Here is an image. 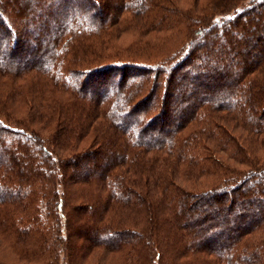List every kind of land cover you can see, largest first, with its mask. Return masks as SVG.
I'll return each mask as SVG.
<instances>
[{
    "label": "trees",
    "instance_id": "obj_1",
    "mask_svg": "<svg viewBox=\"0 0 264 264\" xmlns=\"http://www.w3.org/2000/svg\"><path fill=\"white\" fill-rule=\"evenodd\" d=\"M21 2L0 0V47L8 46L6 55L0 53V79L10 83L8 89L1 82L0 93L6 99L27 94L31 119L53 128L42 141L5 123L0 109V228L25 245L36 244L40 254L56 257L61 248L66 264L96 248L105 254L122 251L121 264H264V168L248 162L241 174L194 193L178 185L174 173L180 165L197 174L226 169L208 148H241L223 125L222 110L232 129L241 126L264 147V116L252 114L264 99V0L242 6L212 0L210 6L222 11L220 19L182 12L168 0H81L92 12L69 0ZM25 6L37 20L20 19ZM122 11L150 20L152 28L172 17L185 21L184 44L157 64L114 60L69 69L68 54L106 41V30ZM231 28L240 29L234 39L226 38ZM219 34L226 38L222 57L200 60L207 39ZM256 37L261 45H252ZM33 47L40 56L28 63L24 54ZM22 77L32 80L30 91L11 85ZM152 78L156 87L164 84L163 101L185 81L186 90L179 106L166 101L140 128L130 118L146 115L131 102ZM49 87L68 97L44 95ZM201 91L209 98H200ZM99 115L102 122L94 126ZM148 125L158 134L145 131ZM189 125L194 128L180 134ZM87 137L92 148L77 150L76 142ZM11 207L21 208L20 214ZM256 230L253 244H240Z\"/></svg>",
    "mask_w": 264,
    "mask_h": 264
},
{
    "label": "rangeland",
    "instance_id": "obj_2",
    "mask_svg": "<svg viewBox=\"0 0 264 264\" xmlns=\"http://www.w3.org/2000/svg\"><path fill=\"white\" fill-rule=\"evenodd\" d=\"M15 1L21 2V0ZM69 1L70 4L78 10L82 9L91 12L94 10L86 3L81 2V0ZM211 1L212 0H168L167 3L182 12L187 11L194 16H208V18H210L211 15H215V19H220L222 16L220 15V12L222 14V11H217L215 8H212V5L210 6ZM236 1L237 6H242L247 2V0ZM163 2L166 4V0H163ZM24 8L23 13L20 14V19L22 21L32 22L38 19L30 12V10H28V6H25ZM231 11L232 10L225 11V13ZM171 20L172 22L169 21L170 23L168 22V24L161 23V21H155V28L153 27V29L152 27H149L150 20H145L141 15H134L128 11H122L114 18L113 24L106 30V32H108V36H105L106 41L100 44L95 42L89 48H77L75 52L68 54L66 57L69 62L68 68L75 71H83L91 67V65L94 66V64H98L100 62L104 63L114 60L129 61L137 64L140 62L146 64H157L158 62L171 57L175 51L182 47L186 39L185 37L188 30L186 22L177 21L175 17H172ZM240 20L245 24L246 21L244 17H241ZM261 23L264 25V20H261ZM47 24L51 25L52 22L49 21ZM232 28L231 30L229 29L226 34V38L231 36L234 39L235 36L240 33V29L238 30ZM37 35L38 33L33 34L32 37ZM202 36L206 35L203 33ZM226 38L225 35L220 34L214 38L209 37L207 39L206 50L203 51V53H206L202 55L200 52L198 54L200 60L203 61L209 57H212L215 60L218 59V57L221 58L222 56H220V53L226 50V45H224ZM260 38L256 37L251 39L252 45H261L263 41L260 40ZM0 50V53L6 55L8 52V46L2 45ZM24 56L25 59L28 58L29 63L32 59L29 57H38L40 56V52H36L33 47L32 49H26ZM171 63L172 61L169 62L168 65ZM25 64H27V62ZM22 78L17 79L14 83H11V85L15 88H19L20 90H24L25 92L28 90L30 91L31 88L29 89V83L32 82V80H29V78ZM3 81L6 83V87L10 89V83L6 81V79H0V83ZM186 83L187 81H185V84L183 85H177L175 89H173L175 94L174 97L166 99V101L173 104V106H179L181 104L179 96L182 92H185L183 90H186ZM146 85L147 86L142 88V90L134 96L131 102L133 107L137 108V110H141L139 112H143L146 115L143 120H139L136 116L130 118V123L134 124L135 120L140 128L141 126H144V123H146L149 119L154 117V115H157L166 102L165 100L163 101L164 84L160 85V83H158V87H156V82L154 81V78H152L148 80ZM6 87L4 88L6 89ZM4 88L1 90H4ZM45 89L46 92L44 95L46 96L51 95L55 98L68 97L67 93L53 90L50 87L49 89ZM85 93L87 96H92L95 99V95L89 90H86ZM24 96V98H22L20 94H13L10 97L11 99H6L3 97V93H0V109L3 110L2 113L4 114V122L12 126L26 128L28 131L37 134L42 141H44L51 135L53 126L50 123H45L43 121L39 122L38 120L35 121L34 119H31V112H27V110L31 107L32 102L27 99V94H24ZM198 96L204 100L209 98V94L204 91H201ZM20 99L22 100L20 101ZM259 101L252 107V114H260L261 116H264V111L261 110L264 105V99L263 101ZM45 103V101H41L42 105ZM168 112L171 113V115H175L173 107H170ZM219 112L226 118H223L226 120L223 122V125L227 127L229 132L236 137L235 139L238 141V146L241 148H238L240 150H235L232 145L220 146L219 144L216 148L213 146L208 147L209 152H211V156L217 159V163L226 167V169L218 171L215 174H197L194 171L188 170L185 165H180L174 172L176 176L175 181L187 192H201L208 188L216 187L220 183L221 178L224 176L241 174L247 170L249 168L248 162H252L253 167L255 166V168H264V147L260 144L259 138L252 136L248 131L241 128V126H237L236 129H232L231 126L233 122L230 121V115L224 110ZM101 122L102 117L99 115L95 118L93 125H99ZM148 126H146L147 128L145 131H149L154 135L158 134L156 129H152ZM193 128L194 126L191 127V125H189L187 128L183 129L180 134H187L188 131ZM91 144V137H87L79 142H76V148L77 150L90 147L92 148ZM233 150L235 151L234 153H232ZM237 152L242 154H237ZM19 159L22 160V156L19 155ZM229 195H231L230 192L227 193V196ZM11 208H13L12 210L15 214H17V216L20 214L21 208L18 210H15V207ZM195 211L197 213L200 212L199 207H196ZM61 231L64 233L63 229H61ZM129 231L130 232H128L127 236L131 238L130 235H132V233L131 230ZM258 234L259 230H256L255 232L252 231L241 240L240 244H253V242L257 240ZM35 245L33 243L31 245H25L22 243L21 238H17L15 234L9 233L5 228H0V264H66V257L63 255L61 248L57 249L56 257H52L49 252L40 254L39 247ZM121 253L123 252L121 251ZM121 253L116 252L105 254L101 248H96L82 258H75L74 264H121L123 259ZM149 262H145V264H150ZM151 262L154 264L153 261Z\"/></svg>",
    "mask_w": 264,
    "mask_h": 264
}]
</instances>
